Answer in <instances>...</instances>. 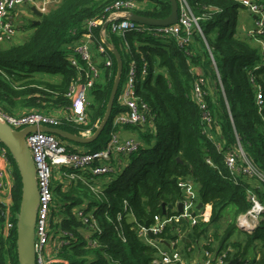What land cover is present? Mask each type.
Here are the masks:
<instances>
[{"label": "trees", "instance_id": "16d2710c", "mask_svg": "<svg viewBox=\"0 0 264 264\" xmlns=\"http://www.w3.org/2000/svg\"><path fill=\"white\" fill-rule=\"evenodd\" d=\"M114 1L61 0L42 13L39 23L24 26L30 28L26 39L0 47V108L11 115L39 112L55 116L58 128L70 134L87 128L95 132L117 74L115 56L107 49L111 65L105 66L104 56L93 51L100 77L87 92V123L83 125L69 119L68 92L78 70L67 56L85 22L105 17ZM132 1L136 7L131 12L139 15L164 18L170 13L167 0ZM186 2L198 18L202 35L194 30L188 39L179 41L148 31L117 35L106 30L107 43L121 58L122 72L108 120L97 138L84 144L87 150H97L107 143L112 117L124 109L117 95L130 60L148 66L135 88L138 101L147 106V123L124 127L140 146L137 152L115 159L114 171L87 183L77 176L87 179L89 175L71 167L62 166L52 176L50 227L63 230L66 240L58 248L55 264H161L156 262L158 249L141 239L137 225L149 227L157 217L180 214L167 206L185 199L182 184L189 182L196 186L198 196V201L192 199L191 215L201 214L188 231L203 250L220 253L230 242L238 264H264V212L252 230L237 227L238 216L252 206L249 192L264 206V182L241 173L233 175L225 164L228 152L240 147L264 174V54L235 36L237 0ZM262 4L264 12V0ZM101 27L92 29L95 44ZM257 37L264 41V30L256 37L247 35ZM79 64L85 65L83 60ZM37 73L59 78L52 82ZM196 84L204 93L201 102L193 94ZM258 87L260 104L256 102ZM10 168L12 227L4 233L0 204V264H19L16 221L21 178L12 156ZM70 173L77 176L71 178ZM199 201L203 207L197 211L194 207ZM77 209L92 214L88 223L82 222ZM223 219L225 227L218 229ZM92 221L99 230L90 231L95 243L89 244L85 236ZM167 228L153 239L166 238Z\"/></svg>", "mask_w": 264, "mask_h": 264}, {"label": "built area", "instance_id": "2783aa9c", "mask_svg": "<svg viewBox=\"0 0 264 264\" xmlns=\"http://www.w3.org/2000/svg\"><path fill=\"white\" fill-rule=\"evenodd\" d=\"M255 16V26L249 31V36L256 37L264 30L263 0H237ZM178 2V21L167 26H147L139 24L129 19L131 10L136 7L132 0H115L111 5L108 14L102 18H92L85 22L80 39L73 44L67 59L71 66L78 70V77L69 88L68 96L71 99L70 117L74 123L83 125L87 123V92L92 84L100 77V68L95 62L93 51L96 49L104 56L105 66L111 65L107 49L112 51V46L107 43L106 30L110 33L121 35L125 31L143 32L148 31L161 37H171L175 40H186L191 32L196 30L202 35V28L198 24V18L192 12L186 0ZM33 4L40 12L47 10L48 0H0V41L10 39L16 31L11 20L13 10L20 4ZM106 23V26L103 25ZM102 26L99 30V40L95 44L92 29ZM258 38V37H257ZM254 38L261 43L264 50V41ZM83 60L85 65L81 66L79 61ZM147 63L138 65L134 60H130L126 65L123 82L117 95V103L124 107L116 112L111 121V131L109 139L104 147L97 150H74L65 146L56 135L46 132L41 127H58L59 120L55 116L39 113H21L11 115L0 108V122L6 124L10 129L18 130L28 126H35L36 129L25 135L26 146L30 151L35 168V181L38 189V201L36 206V218L34 223V253L35 264H55L58 263V248L66 243L62 238L64 231H54L50 227V204L52 200L51 179L55 174L61 172V167H71L80 173H87V179L70 173L69 177L77 176L87 183L95 177L106 175L114 171V162L119 161V156L138 151L140 143L133 137H124L122 131L128 125H145L148 118L147 106L138 101L135 94L138 78L146 75ZM194 97L201 102L204 94L200 87L194 86ZM262 92L257 88L256 102L261 103ZM203 107V105H201ZM208 120V119H207ZM93 134L91 128L81 130L80 137H90ZM10 152L5 144L0 145V204L4 208L2 212L4 233L10 230L12 222L9 219V208L11 205V189L13 176L10 168ZM116 159V160H115ZM239 159V161H238ZM111 161V163H108ZM225 164L233 175L244 174L249 178H255L264 182V174L252 163V161L241 151L240 147L228 152L225 156ZM87 180V181H86ZM186 197L182 201L184 212L165 217H157L149 227L137 225V231L141 239L158 249V260L161 264H190L183 260L181 248H178V233L170 239H153V235L163 232L164 229L175 223L178 217H182L191 225L195 223L199 215L192 216L186 209L193 207L192 197H190L189 183L182 184ZM249 199L252 203L250 209L237 218V227L242 230H252L258 225L259 219L264 212V206L257 198L249 192ZM126 209V208H124ZM77 215L84 224L88 223L92 214L83 213L77 209ZM90 227L92 230H90ZM99 230L95 221L89 222L87 234L85 236L89 244H94L90 231L94 233ZM151 233V234H150ZM166 240L168 245L163 242ZM181 242V238H180ZM230 242H226L220 253L207 250L202 252L201 264H238L232 256L234 252ZM228 253L231 255L228 256ZM194 264V263H191ZM256 264V263H242Z\"/></svg>", "mask_w": 264, "mask_h": 264}, {"label": "water", "instance_id": "95a60500", "mask_svg": "<svg viewBox=\"0 0 264 264\" xmlns=\"http://www.w3.org/2000/svg\"><path fill=\"white\" fill-rule=\"evenodd\" d=\"M167 1L170 4V13L164 18L149 17L131 12L129 19L147 26H167L175 24L178 21V2L177 0ZM31 11L38 17L42 15V12H40L35 6L31 7ZM37 23H39V18L32 21V24ZM103 26L105 27L106 23ZM112 53L114 54L117 63V74L113 82L105 113L95 132H93L90 137H80L78 135L70 134L58 127H41V129L78 143H88L97 138L111 114L113 101L115 99V94L122 72L121 58L118 56L116 50L112 49ZM34 129H36L35 126H28L23 129L13 130L6 124L0 122V141L7 146L16 163L21 178V201L16 221V244L19 264H35L34 223L36 218L38 189L35 181L34 162L25 142V135ZM162 206L163 213H165V205ZM202 207L203 204L199 201L195 205L194 209L200 211ZM167 208L175 209L180 213L184 212L182 202H178L176 206L168 205ZM186 211L188 213H192L193 209L192 207H188ZM163 242L168 244L166 240H163Z\"/></svg>", "mask_w": 264, "mask_h": 264}, {"label": "crops", "instance_id": "0c3cea01", "mask_svg": "<svg viewBox=\"0 0 264 264\" xmlns=\"http://www.w3.org/2000/svg\"><path fill=\"white\" fill-rule=\"evenodd\" d=\"M61 0H48L47 3V9L50 7H53L57 5ZM40 2V0H36V3ZM35 6L33 4H27L22 3L18 5L12 12L11 20L16 28L15 34L7 40L0 41V43L4 42L5 44H13V43H20L23 40V37L25 35L23 27L26 26L29 22L33 21L34 19L39 18L37 15H35L31 11V7ZM36 7V6H35ZM247 14L249 15V19H247ZM235 21H234V27H235V36L241 39H246L249 44L256 48H260L264 54V50L262 49L261 43L255 39H249L247 38V33L251 31L255 26V16L250 13L247 9L244 8H237L235 13ZM26 28V27H24ZM124 137H134L133 133L130 130L124 131L122 134ZM190 186V197H192L193 200L198 201L197 196V190L194 183L189 182ZM186 221L182 217H178L175 220V226L178 229H181L184 233H186L185 237L181 238V249H182V257L184 261H187L188 263H194V264H201L202 260V252L203 247L199 245V241H196L189 230V225H185ZM184 225V226H183ZM170 225L168 229V234L166 233V238L170 239L174 234L177 233V231ZM236 237V236H235ZM233 238V237H232ZM167 246H169L167 244ZM195 253H198V258H191L190 256L194 255Z\"/></svg>", "mask_w": 264, "mask_h": 264}, {"label": "rangeland", "instance_id": "374dc122", "mask_svg": "<svg viewBox=\"0 0 264 264\" xmlns=\"http://www.w3.org/2000/svg\"><path fill=\"white\" fill-rule=\"evenodd\" d=\"M239 8H244V7H242L241 5H240V7ZM244 9H246V8H244ZM236 19V18H235ZM247 19H249V15L247 14ZM24 32H25V35H24V37H23V39L22 40H24V39H26L27 37H28V35H29V33H30V28H25L24 29ZM247 34H249V32L247 33ZM7 46V44H5L4 42H2V43H0V47H6ZM124 59H125V56H124ZM37 76H40V77H45L47 80H49V81H52V82H55V81H57L58 80V78H59V76L58 75H50V74H44V73H37L36 74ZM123 76H122V80H123ZM56 137L57 138H59L61 141H62V143L65 145V146H67L68 148H70V149H74V150H87V148H86V146H85V144L84 143H78V142H75V141H72V140H69V139H67V138H64V137H59V136H57L56 135ZM98 141H99V139H98ZM97 141V142H98ZM228 218V217H227ZM227 220V219H226ZM186 221V220H185ZM186 224L187 225H189V226H191V224L189 223V222H187L186 221ZM185 224V225H186ZM225 221H224V219L221 221V223H219V227H218V229H223L224 227H225ZM173 225H175V223H173L172 224V226ZM184 226V225H183ZM173 227H175V226H173ZM214 229H215V227H213ZM176 231H177V233H178V240H177V244H178V248H181V242H180V238H182V237H185L186 236V233H184L181 229H178V228H174ZM235 237V236H234ZM191 258H198V253H195L194 255H192V256H190Z\"/></svg>", "mask_w": 264, "mask_h": 264}]
</instances>
